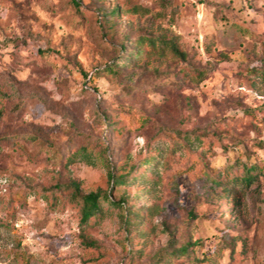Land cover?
Segmentation results:
<instances>
[{
  "label": "rangeland",
  "instance_id": "374dc122",
  "mask_svg": "<svg viewBox=\"0 0 264 264\" xmlns=\"http://www.w3.org/2000/svg\"><path fill=\"white\" fill-rule=\"evenodd\" d=\"M2 135L0 264H264V0H0Z\"/></svg>",
  "mask_w": 264,
  "mask_h": 264
},
{
  "label": "trees",
  "instance_id": "16d2710c",
  "mask_svg": "<svg viewBox=\"0 0 264 264\" xmlns=\"http://www.w3.org/2000/svg\"><path fill=\"white\" fill-rule=\"evenodd\" d=\"M117 11V7L112 8L111 13H115ZM137 45L143 46L145 49V53L152 54L155 56H162L166 52L170 53L173 57L185 61L186 53L179 50L175 45L172 38L162 39L157 35L144 36L142 42L137 43ZM130 58L129 54H125L122 57L114 58L111 63L104 64L99 68H95L94 71L91 72L89 77H97L103 74V72H112L116 67L122 66L124 64L129 63L128 59ZM194 74L198 77L205 75L206 73L212 70V66L208 68H196L192 67ZM89 80V79H88ZM87 82H85V88H87ZM6 135L0 136V139H5ZM87 148L79 147L78 151H86ZM229 167L223 166L215 170V173L205 172V177L212 183L216 185H220L223 182L226 186L227 184L235 183L236 185H247L249 182L256 179V176L260 173V165L258 163H252L248 165H242V173L241 175H229ZM108 178L111 183H120L124 182V175L113 176L108 174ZM64 188V190L68 191V196L71 201L76 203L78 206L79 213V222L86 223L89 218L93 217L100 210V200L106 199L105 193L97 188L95 190H91L88 192H82L79 188L78 182L74 180H68L66 183L59 185ZM187 243L183 245H179L177 247H167L166 254H182L186 252Z\"/></svg>",
  "mask_w": 264,
  "mask_h": 264
}]
</instances>
